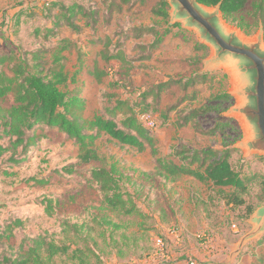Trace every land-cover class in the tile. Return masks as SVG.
I'll use <instances>...</instances> for the list:
<instances>
[{"label": "rangeland", "instance_id": "1", "mask_svg": "<svg viewBox=\"0 0 264 264\" xmlns=\"http://www.w3.org/2000/svg\"><path fill=\"white\" fill-rule=\"evenodd\" d=\"M57 1L65 6L93 2L100 14L95 29L91 30L82 20H77L79 31L62 25L54 38L44 40L34 35L35 29L51 27L45 15L46 8ZM253 1L248 0L239 18L249 20ZM153 5L154 2H149L144 7H124L109 24H105L102 0H0V54L17 49L52 51L61 40L67 39L76 44L82 54L88 55L83 58L86 67L100 50L112 54L116 47L120 48L128 60L135 59L130 61L132 68L127 81L119 63L101 61L106 72L104 83L90 82L82 71L76 75L75 84L67 87L68 91L80 89L85 100V116L103 115L104 107L115 101L113 98L110 102L108 95L111 94L129 100L136 110L145 109L139 115V122L156 138L160 156H170L175 150L186 147H229L236 150L231 158L234 170L245 175L263 174L264 157L246 156L237 148L243 132L237 119L228 115L235 103L232 96L229 95L232 102L221 105L219 112L201 116L197 121L202 130H207L216 121L231 122L240 137L237 138L234 130H227L208 138L190 124L180 126L185 112L217 105L219 101H213V96L221 92L228 94L233 80L225 69L204 71L203 61L209 55L208 48L207 56L200 58V66L192 65L191 59L201 55L194 51V43L198 42L196 36L179 23L171 25L169 17L165 22L154 17L150 13ZM151 25L159 30L169 28L172 34L156 49L150 61H141L138 59L141 52L135 46L148 44L152 38H136L131 28ZM226 25L237 28L234 24ZM259 27L264 36V27L261 24ZM259 27L249 35L243 31L241 34L252 37ZM95 40L100 42L93 43ZM44 58L49 59V53ZM77 64L76 52L70 53L67 69L71 74L78 70ZM196 69L211 77L205 85L188 88L185 92L172 85L161 92L157 103L153 97H148L139 107L144 92L171 79L182 80ZM110 80H118L121 87L109 89L105 82ZM181 97L184 99L179 101ZM0 104L11 105L12 97L0 100ZM148 123L153 127L149 128ZM95 147L100 162L75 166L71 176L57 172L75 163V148L55 130L45 131L39 147L31 150L18 166L9 168L5 162L7 155L0 157V257L21 255L27 249L29 239L41 235L56 244L70 245L67 254L54 257L50 264H185L188 260L195 264H264V232L231 255L240 238L252 228L251 215L246 216L244 207L225 205L216 189L191 178L173 183L157 176L147 151L138 153L106 136L98 139ZM96 168L113 170V176L132 200L138 214H117L102 204L96 184L89 180V172ZM32 178L46 180V185L26 182ZM263 196L260 186L253 183L244 199L255 211L264 206ZM45 201L50 202V215L44 209L42 202ZM62 221L79 226L78 235L74 237L71 230L63 231ZM157 238L162 239V247L156 246ZM75 250L81 253L76 254Z\"/></svg>", "mask_w": 264, "mask_h": 264}, {"label": "trees", "instance_id": "2", "mask_svg": "<svg viewBox=\"0 0 264 264\" xmlns=\"http://www.w3.org/2000/svg\"><path fill=\"white\" fill-rule=\"evenodd\" d=\"M149 2H154L150 13L164 22L167 21L169 7L166 0H102L103 20L105 24H109L113 16L121 13L124 7H144ZM197 2L207 7L221 3L223 20L234 24L246 35L255 32L260 24L264 27V0H255L250 3L248 21L239 18L248 0H197ZM92 3H75L65 6L58 1L51 2L47 5L45 13L51 27L35 29L34 35L41 36L44 40L54 38L57 29L62 25L79 31L80 28L75 23L77 20H82L86 27L94 30L99 22L100 14L99 9L93 7L94 3ZM54 11L57 12L54 13ZM131 31H134L136 38L144 36L152 38L148 44L135 46V49L141 52L138 58L141 61H150L156 49L172 34L169 28L159 30L154 25L131 28ZM98 42L100 40H95L93 43ZM115 51L110 54L107 50H100L86 67L83 65V58L84 55H88L82 54L80 48L67 39L61 40L52 51L40 48L31 51L17 49L7 54H0V100L7 96L12 97L11 105L0 104V141L5 143H0V157L7 155L5 160L7 167L20 165L27 159L31 150L39 147L45 131L55 130L75 148V163L57 172L63 176H71L75 166L100 162L95 143L106 136L117 144L134 149L138 153L147 151L153 159L155 174L164 180L174 183L184 178H191L201 185L216 189L225 205L233 208L244 207L246 216H250L254 208L246 204L244 195L248 193L253 183H257L264 194V173L245 175L234 170L231 158L236 153L235 149L229 147L189 149L186 147L175 150L170 156H160L156 138L139 122V115L144 113L145 109L136 110L137 108L129 100H122L111 94L108 95L110 102L113 98L115 101L110 106L104 107L103 115H94L91 118L85 116V100L81 96L80 89L68 91L67 87L75 84L76 75L82 71L90 82L98 85L104 83L106 72L102 68L101 61L119 63L120 67L124 68V78L127 81L132 68L130 61L135 59L128 60L120 48L116 47ZM194 51L197 55H201L192 58L190 63L200 66V58L206 57L208 50L204 45L195 42ZM72 52H76L78 63V70L74 74L67 69L69 55ZM47 53H49V59L45 60L44 56ZM222 78L225 79V76L222 75ZM209 79L211 77L208 74H201L200 70L196 69L182 80L172 81L171 79L169 82L160 83L143 93L144 99L141 98L139 107L148 97H153L157 103L161 92L172 85L180 87L185 92L188 88L205 85ZM105 85L112 90L121 87L118 80H110L105 82ZM183 99L184 97H181L179 101ZM213 101L219 102L217 105L185 112L180 126L190 124L196 132L208 138L216 137L227 130H234L237 138L240 137V132L228 121H216L207 130L201 129L200 122L197 121L199 117L219 112L221 105L230 104L232 99L228 94L221 92L213 96ZM89 180L96 184L102 197V204L109 210L125 216L139 213L130 197L121 190L113 176V170L93 169L89 172ZM26 182L43 186L47 181L32 178ZM45 202H42L45 204L44 209L46 214L50 215V202ZM60 227L63 231L71 230L74 237L80 230L79 226L70 224L68 221H62ZM69 249L70 245L56 244L39 235L29 239L28 247L21 255L15 258L1 256L0 264H50L54 257L67 254ZM74 253L81 252L75 250Z\"/></svg>", "mask_w": 264, "mask_h": 264}, {"label": "water", "instance_id": "3", "mask_svg": "<svg viewBox=\"0 0 264 264\" xmlns=\"http://www.w3.org/2000/svg\"><path fill=\"white\" fill-rule=\"evenodd\" d=\"M170 24L179 23L193 33L198 43L209 50L203 61L204 71L225 69L233 86L228 95L235 99L228 110L242 128L237 148L246 156L264 157V36L262 27L252 37L239 28L228 27L221 14V3L213 7L197 0H166ZM236 147V146H235ZM250 232L242 236L232 256L248 241L264 232V206L250 216ZM230 256V257H232Z\"/></svg>", "mask_w": 264, "mask_h": 264}, {"label": "built area", "instance_id": "4", "mask_svg": "<svg viewBox=\"0 0 264 264\" xmlns=\"http://www.w3.org/2000/svg\"><path fill=\"white\" fill-rule=\"evenodd\" d=\"M149 124V128H152L153 125L151 123H148ZM172 235L174 234V232L171 233ZM155 243H156V246L158 247H162L163 246V241L161 238H157L155 240ZM185 264H195V262H193L192 260H188V262H186Z\"/></svg>", "mask_w": 264, "mask_h": 264}]
</instances>
